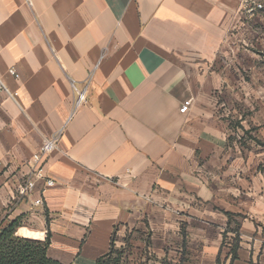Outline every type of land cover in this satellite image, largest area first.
I'll return each mask as SVG.
<instances>
[{
  "label": "crops",
  "instance_id": "obj_1",
  "mask_svg": "<svg viewBox=\"0 0 264 264\" xmlns=\"http://www.w3.org/2000/svg\"><path fill=\"white\" fill-rule=\"evenodd\" d=\"M241 1L34 0L47 46L0 0L17 93L0 97V227L48 236L61 264L111 244L118 264H264V10ZM39 167L54 186L19 197Z\"/></svg>",
  "mask_w": 264,
  "mask_h": 264
},
{
  "label": "trees",
  "instance_id": "obj_2",
  "mask_svg": "<svg viewBox=\"0 0 264 264\" xmlns=\"http://www.w3.org/2000/svg\"><path fill=\"white\" fill-rule=\"evenodd\" d=\"M19 228L17 221L6 227H0V264H61L48 257L49 237L44 241L20 238L15 235ZM18 235V231H17ZM237 244L230 246L231 259H234ZM122 252L114 250L111 244L109 252L97 260L96 264H118Z\"/></svg>",
  "mask_w": 264,
  "mask_h": 264
},
{
  "label": "built area",
  "instance_id": "obj_3",
  "mask_svg": "<svg viewBox=\"0 0 264 264\" xmlns=\"http://www.w3.org/2000/svg\"><path fill=\"white\" fill-rule=\"evenodd\" d=\"M25 3L31 7L33 5V1L32 0H24ZM264 9V5L262 3V0H242L241 1V6H240V11L242 13H244L247 17H253L254 15H256L258 12L262 11ZM9 75H11L12 77H14L15 79H19V75L16 73V71L14 69H9L8 70ZM2 95H6L8 98L10 99H14L16 96V93H12L10 92L5 85L0 81V97ZM85 100V95L84 92L82 93H78V100L76 103V108L80 106V104ZM191 104V101H185L179 112L181 114H184L188 111L189 106ZM56 138L50 140V141H46L44 143V145L41 147V154H47L51 151H53V149L56 146ZM40 182L41 183V192H45L46 189H49L51 187L54 186V182L52 180H49L46 178L45 176V172L43 170L42 167L37 168L36 170H34L33 172H31L29 174V178L28 180L23 184V185H19L17 190L21 193V194H25V195H29L30 193H32L34 191V189L36 188V184ZM35 205H41L42 201L41 199L36 200Z\"/></svg>",
  "mask_w": 264,
  "mask_h": 264
},
{
  "label": "rangeland",
  "instance_id": "obj_4",
  "mask_svg": "<svg viewBox=\"0 0 264 264\" xmlns=\"http://www.w3.org/2000/svg\"><path fill=\"white\" fill-rule=\"evenodd\" d=\"M32 1H34V0H32ZM263 3V2H262ZM23 5H24V7L29 11V13H30V15H31V17L33 18V20H34V23H35V26L37 27V29L38 30H40L41 31V34L43 35L42 36V38H43V41L47 44V46L48 45H50V43H49V40H48V37H46L45 35H44V29L42 28V22H41V20H39L37 17H36V14H35V10H34V5H32L31 7H29L26 3H25V1L23 0ZM263 5H264V3H263ZM264 10V9H263ZM74 92H75V98H76V101H75V105H74V110H76L77 108H76V103H77V100H78V93H82V91L81 90H74ZM16 96H17V93H16ZM15 96V97H16ZM15 99V98H14ZM13 100V99H12ZM83 102H85V100L83 101ZM82 102V103H83ZM81 103V104H82ZM81 104H80V106H81ZM34 170H32V172H33ZM28 178H29V175H28V177H27V179L23 182V183H20V185H23L27 180H28ZM18 196L19 197H24V196H28V195H25V194H21L19 191H18ZM113 247H115L114 246V244H113ZM127 247V246H126ZM114 249H117V248H114ZM121 251H123V250H121ZM129 250L128 249H126L125 251H123L124 252V254L125 253H127Z\"/></svg>",
  "mask_w": 264,
  "mask_h": 264
},
{
  "label": "bare ground",
  "instance_id": "obj_5",
  "mask_svg": "<svg viewBox=\"0 0 264 264\" xmlns=\"http://www.w3.org/2000/svg\"><path fill=\"white\" fill-rule=\"evenodd\" d=\"M18 235L21 237L25 236V237H30V238L40 237V235H38L36 233H31V232L27 231L26 229H19Z\"/></svg>",
  "mask_w": 264,
  "mask_h": 264
}]
</instances>
